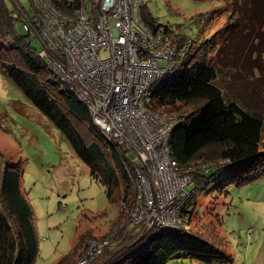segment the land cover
<instances>
[{
	"label": "trees",
	"instance_id": "1",
	"mask_svg": "<svg viewBox=\"0 0 264 264\" xmlns=\"http://www.w3.org/2000/svg\"><path fill=\"white\" fill-rule=\"evenodd\" d=\"M26 1L31 13L18 0H10V8L5 0H0V68L24 97L61 132L87 165L90 178L104 187L107 198L114 200L117 194L121 197L119 214L110 222L109 230L101 236H95L92 231H80L70 251L55 264H74L86 250L88 239L103 238H110V244L88 264H165L172 259L186 258L203 264L227 263L228 256L216 245L214 221L220 227L222 225L218 216L207 222L203 220L200 227L193 226V231L195 215L184 207V213L189 214V223L182 231L162 232L145 243H142L145 240L143 226L127 229L123 225L134 196V165L117 154L103 138L92 123L86 106L76 95L68 87H61L46 61L38 55L39 50L31 46L37 38L20 31L22 23H33L32 0ZM48 1L66 15L73 14L79 7V0ZM231 3L228 24L210 39L195 45L192 39L171 34L173 31L169 27L155 24L146 3L141 0V17L150 28H163L171 43L181 45L188 41V50L181 58L185 60L181 70L173 79L153 88L145 108L176 117L169 148L180 171L191 172V168L205 163L198 162L202 159H217L226 165L245 160V166L230 180L241 188L264 174V153L259 151L263 123L236 104L225 102L221 89L215 85L217 70L209 63L208 56L219 41L224 44L228 40L234 44L238 37H245V33L251 39L255 35L256 39L263 40L264 0H231ZM93 6L88 9L90 12ZM12 13L17 14L14 21L11 20ZM182 109L186 112H181ZM210 151L214 154L207 155ZM219 162L212 163V169L206 173H194L196 187L213 179L217 172L215 168L220 166L218 171L221 169ZM21 179L20 164L1 165L0 264H34L38 255L33 210L20 190Z\"/></svg>",
	"mask_w": 264,
	"mask_h": 264
},
{
	"label": "rangeland",
	"instance_id": "2",
	"mask_svg": "<svg viewBox=\"0 0 264 264\" xmlns=\"http://www.w3.org/2000/svg\"><path fill=\"white\" fill-rule=\"evenodd\" d=\"M96 1L89 0L87 8ZM142 1L155 24L169 27L171 34L192 39L195 45L221 31L228 24L232 8L231 0ZM5 2L10 8V0ZM18 2L32 12L26 0ZM15 15L11 14V20L14 21ZM245 35L238 37L234 44L219 41L208 60L217 70L215 85L221 89L225 102L236 104L263 123L259 151L264 153V35L263 40ZM31 46L36 50L41 48L37 40ZM184 63L185 60L177 61L173 72L154 87L173 79ZM213 154V151L207 152V155ZM202 161L219 162L198 160ZM18 164L22 169L20 190L32 207L38 237L34 264H55L70 251L80 231L101 236L117 218L121 197L117 194L114 200L107 198L104 187L90 178L87 165L61 132L0 68V167ZM219 164L221 169L215 168L213 179L199 184L185 202V210L195 215L192 230L193 226L200 227L203 220L207 222L218 216L222 225L214 221L218 241L215 244L228 256L227 263L219 264H264V174L240 188L230 180L246 161L227 165L220 161ZM194 187L195 183L188 190ZM165 264L203 263L186 258L172 259Z\"/></svg>",
	"mask_w": 264,
	"mask_h": 264
},
{
	"label": "built area",
	"instance_id": "3",
	"mask_svg": "<svg viewBox=\"0 0 264 264\" xmlns=\"http://www.w3.org/2000/svg\"><path fill=\"white\" fill-rule=\"evenodd\" d=\"M88 3L79 0L66 15L48 0H32L33 23H22L20 31L40 41L38 55L61 87L76 95L103 138L134 165V196L123 225L143 226L145 243L150 233L188 225L183 209L197 188L188 190L194 173L213 167L205 162L180 171L169 148L176 117L145 108L155 84L186 54L188 41L171 43L163 28H150L141 17V0H97L92 12ZM109 244L110 238L88 239L74 264H88Z\"/></svg>",
	"mask_w": 264,
	"mask_h": 264
},
{
	"label": "bare ground",
	"instance_id": "4",
	"mask_svg": "<svg viewBox=\"0 0 264 264\" xmlns=\"http://www.w3.org/2000/svg\"><path fill=\"white\" fill-rule=\"evenodd\" d=\"M174 69H175V68H174ZM174 69H173V70H174ZM172 72H173V71H172ZM172 72H171V73H172ZM171 73H170V74H171ZM170 74H169V75H170ZM169 75H166L165 77H167V76H169ZM165 77H164V78H165ZM151 237H153V234H152V233H150V234L148 235V237L146 238V240L149 239V238H151Z\"/></svg>",
	"mask_w": 264,
	"mask_h": 264
}]
</instances>
